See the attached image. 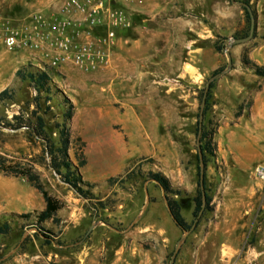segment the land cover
Returning a JSON list of instances; mask_svg holds the SVG:
<instances>
[{
  "label": "rangeland",
  "instance_id": "rangeland-1",
  "mask_svg": "<svg viewBox=\"0 0 264 264\" xmlns=\"http://www.w3.org/2000/svg\"><path fill=\"white\" fill-rule=\"evenodd\" d=\"M247 3L255 15L253 37L227 47L232 67L210 83L202 118V126L213 133V155L207 156L204 171L210 203L174 264H264V184L254 176L255 168L264 165V75L255 72V67L264 70V0ZM59 4L0 0V15L20 22ZM112 4L126 13L131 27L120 33L109 65L91 73L69 64L50 71L49 100L42 93L36 102L35 89L17 76L40 71L37 62L28 53L0 49V92L6 89L10 97L0 100V162L35 174L61 205L56 221L40 223L53 239L45 244L34 235L37 211L5 210L21 202L35 205L38 191L26 177L0 171V225L9 227L0 235V264H169L183 231L173 223L154 182L137 176L120 180L130 170L163 174L180 191L171 198L183 219L192 224L196 218L201 99L208 80L227 66L217 46L244 37L249 23L242 7L230 0ZM65 99L72 106L66 122ZM34 112L55 145L66 124L67 153L74 165L77 155L84 161L78 172L92 184L90 200L50 168Z\"/></svg>",
  "mask_w": 264,
  "mask_h": 264
},
{
  "label": "built area",
  "instance_id": "built-area-1",
  "mask_svg": "<svg viewBox=\"0 0 264 264\" xmlns=\"http://www.w3.org/2000/svg\"><path fill=\"white\" fill-rule=\"evenodd\" d=\"M130 27L112 0H60L52 12L37 10L20 22L0 15V49L28 53L40 72L69 64L91 73L108 66L120 33ZM254 176L264 184V165L255 168Z\"/></svg>",
  "mask_w": 264,
  "mask_h": 264
},
{
  "label": "trees",
  "instance_id": "trees-1",
  "mask_svg": "<svg viewBox=\"0 0 264 264\" xmlns=\"http://www.w3.org/2000/svg\"><path fill=\"white\" fill-rule=\"evenodd\" d=\"M243 2L247 3V0H243ZM248 4V3H247ZM244 11V15L246 18L247 23H249V17L247 11L242 8ZM253 16L255 18L254 12ZM249 28V27H248ZM249 31V29H248ZM248 32L245 36H247ZM244 36V37H245ZM243 38V37H242ZM222 47L217 46L216 50L221 51ZM246 60L243 59V63H245ZM255 72L259 75H264V70L262 68L255 67ZM17 76L20 77L22 80H27L32 87L35 89L37 93V97H35V101L38 102L39 95L42 93L46 94L45 99L49 100L48 94L50 91V88L48 86L49 81V74L45 72H17ZM212 88V84L209 85V90L206 95L205 99V107L203 110V115L205 114L207 107H208V100L210 98V89ZM10 99L7 90L4 89L0 92V100ZM65 103H68L67 110L63 114L64 121L70 120L72 117L71 112V104L68 102L67 99H65ZM36 105V104H35ZM35 117V130L37 132V136L42 138V140L45 142V154L49 157V166L50 168L59 175L61 181L68 185L76 194L79 196L90 200L92 196L89 194V189L92 188V184H89L88 182H85L80 173L78 172V168L84 165V161L80 159V155H77L78 164L74 165L71 160L69 159L67 150L70 143V133L68 129L66 128V124H62L61 128H59L58 134V144L55 145L54 142L48 139L47 136L44 135V122L41 116L36 115V113H33ZM14 119H17L14 117ZM198 124V122H197ZM7 125H9L7 123ZM14 127V126H13ZM58 128V127H57ZM212 131H208L207 128L204 126L201 127V135H200V149L202 153L203 163H204V171L206 166V158L207 156L213 155V147H212ZM76 141H80L79 138L76 139ZM0 171L5 175H20L26 177L28 183L33 187L38 193L41 195L43 202H44V208L42 211L37 212L36 216V224L34 227L36 228V232L34 235L36 237H39L43 240L45 244H50L53 239L50 236L49 232H45L41 227L40 223L45 221H56L55 214L56 212L61 208V205L59 201H57L55 198L50 196L42 187L40 184L37 176L33 173H31L28 170H14V167L11 166H5L4 163L0 162ZM140 177L144 179L145 181H152L156 184L158 188H160L165 196L166 199V205L168 213L175 224L176 227H178L182 231L189 230L191 224H187L186 221L183 219V217L180 214V208L176 200L172 199L171 196H176L180 194V191L173 188L168 179L159 172H142L140 169H137L136 171L130 170L128 173H126L123 178H120V180H128L133 177ZM115 178H109L107 182H114ZM118 179V181H120ZM85 188L86 190H83ZM204 191H205V177H204ZM205 207L204 210L208 208V205L210 203V198L205 193ZM100 208H104V204L99 203ZM201 208V195L200 191L198 190L196 197L194 198V211L193 215L194 217L197 216L199 210ZM21 217H27V215L21 216ZM9 227L7 224L0 225V235H4L8 232ZM49 233V234H48Z\"/></svg>",
  "mask_w": 264,
  "mask_h": 264
},
{
  "label": "water",
  "instance_id": "water-1",
  "mask_svg": "<svg viewBox=\"0 0 264 264\" xmlns=\"http://www.w3.org/2000/svg\"><path fill=\"white\" fill-rule=\"evenodd\" d=\"M230 2L234 5H237V6L244 8L247 11L248 17H249V31H248L247 36H245L243 38L225 39L221 50L226 55L227 66L225 69H223L219 73L212 76L208 80V82L205 86L203 96L201 99L200 110H199V114H198V129H197V138H196V149H197V160H198V187H199V191H200V195H201V208H200L196 218L193 220L189 230L183 231V235L181 236V238L176 243L175 248L172 252L169 264H174L175 256H176L180 246L183 244L186 237L190 234V232L196 226V223H197L199 217L201 216V214L204 210V207H205L206 200H205V191H204V163H203L202 153H201V149H200V135H201V127H202L203 110H204V106H205L206 95H207V92L209 90V85L216 77L226 73L232 67V58H231V55H230L227 47H230L231 45H237V44H242V43L248 42L253 37V33H254L255 18L253 16V12H252L250 6L243 1L230 0Z\"/></svg>",
  "mask_w": 264,
  "mask_h": 264
},
{
  "label": "crops",
  "instance_id": "crops-1",
  "mask_svg": "<svg viewBox=\"0 0 264 264\" xmlns=\"http://www.w3.org/2000/svg\"><path fill=\"white\" fill-rule=\"evenodd\" d=\"M109 65V64H108ZM126 127L128 128H132L133 126L131 124H129L128 122L126 123ZM135 155L134 152L132 153V156ZM34 197L36 200V204L35 205H31L30 203L27 202H21V203H16L14 207L8 208L7 206L5 207V210H7L8 212H12L13 210H19V212H30V211H42L44 208V202L43 199L41 197V199L39 198V193L34 192Z\"/></svg>",
  "mask_w": 264,
  "mask_h": 264
}]
</instances>
